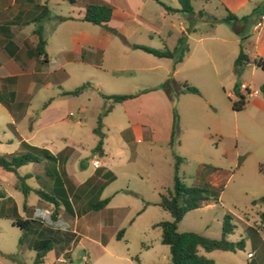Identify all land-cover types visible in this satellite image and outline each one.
<instances>
[{"label": "rangeland", "instance_id": "1", "mask_svg": "<svg viewBox=\"0 0 264 264\" xmlns=\"http://www.w3.org/2000/svg\"><path fill=\"white\" fill-rule=\"evenodd\" d=\"M161 1L169 6H172L171 2H175ZM55 2L50 4L53 13L70 5L69 0ZM214 4V1L208 0L193 2L195 8L204 9L213 15L219 12L218 9L212 11ZM40 11L39 9L36 12ZM177 16H169L164 23V27L171 31L169 36L163 32L160 38L156 34H151L154 39L152 44L160 49L171 50L178 45L177 38L180 35L177 32ZM255 21L252 14L243 32L238 35L230 25L210 16L209 23H200L204 26L196 27V31L192 32L186 41L191 49L190 58L189 60L185 58L176 76L172 73L182 60L174 65L171 58H160L143 51H137L136 55L146 57L147 61L141 60L138 64L135 63L139 60L137 58L118 59L111 57L109 53L99 58L95 64L68 63L65 67L67 77H64L63 81L66 88L74 89L83 83H89L80 97L69 98L73 116L81 119L79 125L68 126L60 122L52 126H43L38 122L36 112H39L41 102L38 103L36 100L38 98L46 100L48 95H54L55 88L41 91L35 97L36 100L28 99L26 89L20 93L19 108L22 110L18 111L15 117L16 130L7 124L9 119L0 109V151L21 150L18 149V134L27 138L29 144L39 147L45 145L52 151L61 150L66 144L72 145L80 153L81 158L88 162L86 166H81L79 161L73 164L77 179H83L92 171L93 159L101 160L102 155L100 157V154L93 152L99 138L93 129L100 121L99 130L103 133L102 150L105 152L103 156L108 158L109 164L117 173V179L111 182L106 190L117 186L123 187L128 182L129 188L135 192L128 196H116V206L121 204L117 202L118 199L128 197L131 200L129 203L131 208L125 215L121 212L119 219H112L104 228L106 249L99 248L90 240L94 237L93 233L88 231L83 233L87 235L82 237L89 248L88 252L75 244L77 237L70 233L69 227L59 225L60 223L55 228L47 226L48 228L45 227L43 230L38 224H30L27 229L14 225L12 219L17 216L11 211V200L6 198L0 200V264H33L35 257L33 244L44 238L43 236H49L54 248L63 247L61 256L66 260L63 264H82L83 254L88 257L87 264H170L169 247L160 242L161 228L153 224L170 221L172 216L168 210L148 202L159 201L161 193L172 189L174 176L188 186L204 188L205 193L211 197L206 204L189 210L183 216L177 224L178 231H194L218 239L222 235L224 216L227 214L231 217L229 221L232 230L226 235V239L232 242L240 239L244 241L242 249L211 252L199 249L200 254L212 259L215 264H264V222L261 220L264 202L260 200L264 197V106L261 104L263 101L261 85L257 83L264 76V70L255 68V74H251L250 68L242 69L239 74L233 71L240 44L243 51L248 53L242 38L250 32ZM55 22L54 18L40 22L42 33L48 38L47 52L52 69L60 64L61 59L58 51L61 40L53 30L57 28ZM60 23L58 27L62 29L64 27L70 29L77 25L71 20ZM213 24H216L215 36H207L200 44L197 43L199 35L204 34V28L210 32L214 30ZM37 25L38 22H34V26ZM85 25L100 27L98 26L100 24L94 23ZM139 31L140 39H143L144 28L140 27ZM211 59L217 65V76L213 72ZM123 66L134 69H121ZM62 73L63 71H60L55 74L59 77ZM240 80H244L251 89L258 90V94L249 95L243 92L246 96L245 107L242 110H233L231 100L237 98L233 86ZM184 81L196 87L199 94L183 92L180 84ZM145 89L147 90L144 91ZM158 89L167 92L170 96L169 101L160 98L159 93L151 92ZM89 91L100 92V95L138 94L148 91L143 99L145 108L141 107L136 120L144 124L164 126L167 113L172 116L174 108L178 123L172 143L149 141L147 137L142 141H136L130 129L126 127L131 123L130 119L131 121L134 119L132 114L130 118L120 103H111L101 96L90 94ZM29 104L34 111H30L29 115H22L23 109ZM102 104L105 105L104 108ZM78 107L84 108V111L78 112ZM134 108L127 110L137 112L138 109ZM7 136L11 137L13 142L3 141ZM63 136L67 137V141ZM31 153L39 155L40 159L21 165L18 174L32 173L33 177H24L22 181L15 177L18 189L16 190L13 184L6 186V190L21 198L24 193L20 187L24 182L30 189L35 188L30 190L28 201L35 203L36 206H52L53 203L37 190L49 196L54 194L58 205L66 213L65 202L70 200L68 193L71 195V190L67 192L60 186L59 174L49 180L47 175L42 173L45 168L44 162L49 161L48 158L43 157L40 152ZM176 156L182 158L177 166ZM53 165H57L56 161ZM49 167H52V164L48 165L46 170ZM103 170L100 168L98 172ZM52 171L59 173L55 169ZM124 173L129 177L128 181ZM67 182L69 184V181ZM85 187L86 185L82 186L80 190ZM2 197L1 195L0 199ZM86 200L95 203L97 196L90 194L82 197L81 204ZM6 213L9 214L8 217ZM126 216H131L130 224L126 222ZM104 220L107 221L105 216ZM119 230H123L121 238L115 235ZM22 234L24 236L19 243ZM54 258L55 256L49 253L43 264H52Z\"/></svg>", "mask_w": 264, "mask_h": 264}, {"label": "crops", "instance_id": "2", "mask_svg": "<svg viewBox=\"0 0 264 264\" xmlns=\"http://www.w3.org/2000/svg\"><path fill=\"white\" fill-rule=\"evenodd\" d=\"M98 1L105 2L112 6L111 18L106 23V26H87L85 24L91 22L83 19L85 13L84 5L86 3H95ZM208 1H214L215 4L213 5L212 11H217L218 9L219 12H216V14L213 15L208 11L206 12L204 9L195 8L194 6V12L191 14L179 11L167 12L164 7L155 0H83L81 2L70 3L68 8L64 7V10H59L58 12L53 13V8L50 4L56 3L55 0H0V109L9 119L7 124H10L14 130H16L17 120L15 117L18 114V111L22 110L19 108V95L24 89H26V95L29 100L30 98L31 100H36L35 97L40 94L41 91H47L49 88H55L54 95H48L46 100L44 98H38L36 100L38 103L41 102L39 112H36L40 125L52 126L60 122H64L68 126L81 124L80 117H74L73 112L70 110L71 99L69 98L74 96L63 94L64 91L72 90L63 85L64 77H67L66 65L68 63L95 64L98 62L99 58H103L105 54L108 53L111 57L113 56L118 59L119 57H127L128 60L132 57L137 58L139 60L135 62L136 64L141 60L145 62L147 61L146 57L136 55L137 51L143 50L134 48L133 45H145L159 48L152 44L154 39L151 34H156L160 38L161 33L163 32L166 36H169L171 33L170 29L164 27L166 19L170 18L169 16L176 17V15H178L177 32L178 35L184 37L186 43L190 38L191 33L196 31V27L204 26L200 23H209L208 19L210 16L213 17V19H219L224 17L227 14V11H229L237 17H241L252 13V11L259 6L257 11L253 14V21H255L258 14L264 10V6L261 5L264 0ZM193 2L194 0L192 1V5ZM171 4L172 6L170 7L175 9L179 8L177 0L171 2ZM39 9L41 10L40 12L43 11L41 18H39L40 12L37 13ZM37 18H39V20H37ZM52 18L55 19V26L57 27L53 28V30L58 34L57 36L61 40L58 48V51L61 54L60 64L54 66L53 69L50 68V59L47 52L48 38L42 33V25L40 24L42 20L45 22L50 21ZM67 20H71L77 25L70 29H67L66 27L62 29L61 27H58L61 24L60 22H65ZM34 22H38L37 27L34 26ZM223 23L230 25L232 29L231 22ZM214 25L216 24L212 25L214 27L212 32H210L209 29H203L204 34L199 35L196 40L197 43L200 44L205 38H207V36H215L216 26ZM38 27H41V34L45 40L44 55L39 54L36 49L38 42L36 29ZM107 27L112 28L113 30H110ZM140 27L144 28L145 31L143 33V39H140ZM180 36L177 38V43ZM145 39L151 42H146ZM221 39L223 40V38ZM242 43L246 45L248 50V53L245 52L248 56V61L245 63L243 69L245 68L248 70L250 68L251 74H255V68L259 67L253 63L254 58L264 59V29H255L253 25L250 32L243 36ZM186 45L187 51H185L183 55L182 62L174 68L172 73L174 76L177 75L181 64L186 59L189 60L190 58L189 53L191 52V49L188 43ZM211 64L213 66V72L215 76H217V65L212 59ZM121 69L131 70L134 68L129 66L126 68L123 66ZM60 71H63V73L61 75L59 74L58 77L55 73ZM242 82H244V80L239 81V83ZM257 83L263 85L264 76H262ZM149 89L151 90L153 88ZM238 90L240 93H243L240 88ZM89 92L90 94H95L97 97L101 96V98L105 99L100 95V92ZM147 92L138 93L134 97L120 102V104L124 106L127 115L131 118L132 114V118H134L132 121L130 119L131 123L126 127L130 129L133 139H136V141H142L147 137L149 141H166L168 143L170 142L172 130V116H170L169 112L167 113V121L164 126L144 124L136 120V117L140 115L141 107L143 106L145 108L143 99ZM151 92H155V94L159 93L158 95L160 98L169 101L170 96L167 92H162L159 89L158 91ZM82 93L77 95V97H80ZM106 101L108 100L106 99ZM261 104L264 106V95ZM104 106L105 105L102 104L103 108ZM128 108L138 109V111L127 110ZM23 110L22 115L24 116L29 115L30 111H34L30 104ZM81 111H84V108L78 107V112L81 113ZM105 127L107 126L105 125ZM121 132L122 130L119 131V133ZM63 137L67 141V137ZM18 138V149L21 150H2L0 151V155L10 157L21 152H26L27 147L22 145V143L25 142L29 144L27 138H24L19 134ZM3 141L13 142V139L7 136L4 137ZM29 145L36 146L32 144ZM40 148L46 147L44 145L40 146ZM47 150L54 155V158L49 159V161L47 160L46 163L44 162L45 168L42 173L47 175L49 180L53 179L52 176H57L59 174L58 179H60V186L67 192H70L71 190V195L68 193L70 200L65 202L67 207L66 213L68 214L64 213L58 203H53L52 206H36L35 203L28 201L30 191L26 195L23 194L21 198L8 192L6 186L14 184V188L16 190L18 189L16 186V180L14 179L15 177L17 179L18 175H20L18 174L19 167L15 173L13 171L5 170L0 166V196H3L0 200L4 198L11 200L10 208L11 211L15 213L13 215H16L21 219L31 220L32 222L30 224H38L42 226V230L47 226L49 228H55L58 223H60L59 225L69 227V231H71L70 233L77 237L75 244L79 245L82 250H86L87 252L89 250L82 237V235H84V237L87 236L86 234H83L86 233V231L93 233L94 237L90 238V240L96 246L101 249H106L104 228L107 224L112 222V219H119L121 217V212H124L125 215V213L131 208V206H129L131 200L128 197L118 199L119 201L117 202H120L121 204L116 206V196H128L131 195V193H135L134 190L129 188L128 182H126L123 187L117 186L106 190L109 184L117 179V173L113 170V166L109 164L108 158H104V150L102 152V157L100 155L101 160L97 159L99 165L97 167L92 165V171L83 179H77L75 177L73 164H75L76 161H79L81 166H86L88 162L81 158L80 153L75 150L72 145L66 144L64 148L58 151ZM55 161L57 165H53ZM51 164L52 167H49V169L46 170L47 166ZM100 168L104 170L98 172ZM54 169L55 171L58 170L59 173L53 172L52 170ZM33 175L32 173H25L20 176L33 177ZM123 175L128 181L129 177L127 174L125 175L124 173ZM67 181H69L70 185ZM85 185L86 187L80 190V188ZM31 189L34 190L35 188L31 187ZM90 194L97 196L96 201L105 198H108L109 200L103 207L98 209L92 207L93 202H91V200H86V202L81 204V198ZM53 197L55 198L54 194ZM157 202L158 201L156 200L148 203L156 204ZM6 215L7 217L9 216L8 213H6ZM104 216L107 221L104 220ZM126 217V222L130 224L132 222V219L130 218L131 216ZM120 231L121 230L115 233L117 238L123 236V232L120 233ZM47 232L49 233L50 230L48 229ZM43 237L48 238L49 236ZM70 239L73 241L72 238ZM61 251H63L62 246L59 248H54L52 246V248L47 251L44 259L49 253H51L55 256L51 262L52 264H63L66 261L58 262V259H62L63 257L61 256ZM69 259L71 258L69 257Z\"/></svg>", "mask_w": 264, "mask_h": 264}, {"label": "trees", "instance_id": "3", "mask_svg": "<svg viewBox=\"0 0 264 264\" xmlns=\"http://www.w3.org/2000/svg\"><path fill=\"white\" fill-rule=\"evenodd\" d=\"M83 0H69L70 3L81 2ZM161 4L167 12H184L191 14L194 12L192 1L193 0H177L179 3V8L175 9L165 4L161 0H155ZM264 6V1L261 4ZM85 13L83 19L94 24H100L106 26V23L110 20L112 15V6L98 1L95 3H86ZM256 7L252 13L237 17L233 13L227 11V14L219 19H216L220 22H231L232 29L236 34H241L245 25L248 23L252 14H254L257 9ZM43 12V11H42ZM39 14V18L42 17L43 13ZM37 18V20H39ZM110 30L112 28L107 27ZM38 34V42L36 49L39 54H45L44 45L45 40L41 34V27L36 29ZM134 48H139L153 56L160 58H171L173 59L174 65L179 63L185 51H187V45L185 43L184 37H180L178 45L174 49L168 48H153L145 45H133ZM248 61V56L243 51L241 44L239 53L234 61L233 71L235 74H239L243 69L245 63ZM253 63L264 70V59L254 58ZM89 83H83L76 88L64 91L65 95L77 96L88 87ZM239 82H235L233 86V91L236 95L235 100L232 101L233 110H242L246 104V96L243 93L239 92ZM181 90L183 92H190L194 94H199V90L190 85L187 81H184L180 84ZM166 87V86H165ZM260 89L264 95V84L260 86ZM145 89L144 91H146ZM143 91V90H142ZM102 94V93H101ZM136 94H102V96L109 100L111 103H120L126 99L134 97ZM178 116L175 109H172V130L170 143H172L175 132L177 130ZM100 121L98 126L93 129L99 138L97 144L93 148V152H96L102 155V144H103V133L99 130ZM22 145L27 147L26 152H21L10 157L0 155V166L8 171H13L16 173L17 168L21 165L31 162L38 161L40 159L39 155L31 153V151L40 152L43 157L48 159H53L54 155L50 153L46 148H40L36 146H31L25 142ZM176 166L182 160L181 157L176 156ZM25 176L18 175V180L22 181ZM22 192L26 195L31 189L24 182H22V187H20ZM44 198L50 200L52 203L57 204V201L53 196H49L47 193L37 190ZM211 197L205 193L204 188L197 186H188L184 184L177 176H174V183L172 189H167L165 192L161 193L160 200L156 203L165 210H168L172 216L170 221H160L154 223L153 226H159L161 228V238L160 242L162 244L168 245L170 253V264H215V262L207 258L206 256L199 253V249H203L206 252H211L213 250H224V251H235L236 249H242L244 247L243 239H240L237 242H232L226 239V235L231 232L232 224L229 219V215L224 216V221L222 225V235L220 238H209L204 235H201L194 231H178L177 224L183 218V216L192 209L199 208L203 204H206ZM108 198L98 200L93 203L92 207L95 209L103 207L107 202ZM264 202V197L260 198ZM254 203L256 200L253 201ZM261 220L264 222V212L261 213ZM32 221L27 219H21L19 217L13 218L12 223L19 226L21 229H27ZM123 230L120 231L122 233ZM24 234L20 236L19 243L22 242ZM35 250V257L33 264H43L44 257L48 250L52 248V241L50 238H41L35 241L33 244Z\"/></svg>", "mask_w": 264, "mask_h": 264}, {"label": "built area", "instance_id": "4", "mask_svg": "<svg viewBox=\"0 0 264 264\" xmlns=\"http://www.w3.org/2000/svg\"><path fill=\"white\" fill-rule=\"evenodd\" d=\"M254 27H255V29H261V28H264V10L263 11H261L259 14H258V16H257V18H256V21H255V23H254ZM239 88L243 91V92H247L248 94H254V95H256V94H258V90H256V89H251V87L250 86H248L246 83H244V82H242V83H240V85H239ZM92 165L94 166V167H97L98 165H99V161L96 159V160H93L92 161ZM252 254L250 253L249 254V256H251ZM81 260H82V264H87V260H88V257L85 255V254H83V255H81ZM66 260L65 259H61V258H59L58 259V262H65Z\"/></svg>", "mask_w": 264, "mask_h": 264}]
</instances>
